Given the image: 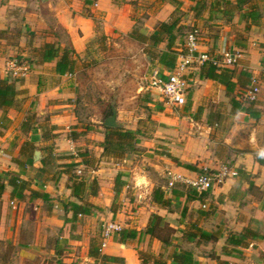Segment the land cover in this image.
Segmentation results:
<instances>
[{
    "label": "crops",
    "instance_id": "0c3cea01",
    "mask_svg": "<svg viewBox=\"0 0 264 264\" xmlns=\"http://www.w3.org/2000/svg\"><path fill=\"white\" fill-rule=\"evenodd\" d=\"M179 1L192 4L190 0ZM178 8L176 4L162 0H0V81L10 79L19 93L11 108L0 109V173L17 175L31 182V189L50 197L49 202L30 198L20 201L12 197L13 189L7 185L0 198V242L16 251L14 264H103L101 259L90 256V248L94 241L101 245L102 238L96 239L98 228L101 225L103 228L110 220L122 224L123 230L138 231L139 235L135 239L126 238L124 242L121 233L114 235L101 250V255L120 260L113 264H142L140 251L156 256L163 251L160 240L141 235L153 214L164 218L175 230L176 245L182 243L191 214L193 223L198 222L206 231L221 233L216 244L202 246L208 251L214 250L219 261L198 256L196 264H264V15L260 26H253L248 36L239 40L235 35L229 37L227 31L230 29L227 28L220 37H215L217 33L206 30L198 46L199 52L219 58L231 50L239 51L238 64L228 69L235 70V82L241 72H248L251 75L248 87L260 88L259 99L251 112H234L230 99L223 96L225 87L212 80H202L201 68L197 67L187 75V103L191 100L194 105L189 116L159 114L155 117L160 123L155 139L151 143L143 142V146L150 147L159 138L164 140L161 144L172 148L170 152L177 164H168L167 170L173 180L192 178L203 167L215 168L223 164H229L239 172L237 177L227 179L207 193L202 201H189L187 191L179 187L168 191L166 186L159 185L160 176L166 172L164 166L157 165H152L150 171L140 166L129 169L133 176L127 174L122 193L117 195L114 183L124 167L115 161L109 163L103 157L105 133L83 129L79 130L83 132L82 136L73 140L63 129L77 126L81 121L75 111L79 93V85L75 82L78 71L69 78L56 73L57 60L44 64L33 62L35 49L46 43H56L62 49H74L79 57L78 66H82L95 54L92 45L100 39L132 38L134 33L151 36L158 26L169 22ZM208 20L213 24V18ZM239 21L241 19L234 23ZM245 25L242 21L241 26ZM60 32L65 34L66 41L62 40ZM13 59L27 63L30 71L19 76L9 74L7 64ZM156 69L167 73L173 70L160 63ZM213 84L218 85L224 109L218 108L220 103L208 105L202 101L203 90ZM198 85L203 87L196 89ZM244 91L237 89V101ZM148 105L155 104L150 102ZM165 107L183 108L166 101ZM192 117L200 128L209 130L194 140L187 134L188 121ZM28 119L32 121L30 126ZM41 121L56 127L53 131L56 144L47 152L41 151V162L36 163L34 152L37 149L29 153L23 148L26 143L38 146L46 142ZM208 122L222 123L215 136L210 133L212 126L201 124ZM128 129L137 130L134 126ZM77 146L84 147L80 151L88 150L91 157L98 159L94 169L81 164L78 170L86 172V167L89 169L88 174H92V180L98 183L99 192L89 199L98 210L73 220V214H66L64 210L65 203L78 202L71 196L68 176L58 173L54 182L43 185L40 173L51 165V156L75 155ZM65 160L58 159V165L69 162L68 158ZM183 165L194 169H186ZM139 172L142 174L134 177ZM159 187L170 199V208H162L153 202V191ZM114 204L118 207H113ZM204 205L212 208L206 216L201 215ZM246 231L249 233L248 246L236 248L228 244L229 233L239 235ZM227 246L234 249L230 255L223 252ZM173 250L175 248H169L167 254Z\"/></svg>",
    "mask_w": 264,
    "mask_h": 264
},
{
    "label": "rangeland",
    "instance_id": "374dc122",
    "mask_svg": "<svg viewBox=\"0 0 264 264\" xmlns=\"http://www.w3.org/2000/svg\"><path fill=\"white\" fill-rule=\"evenodd\" d=\"M162 1L172 2L179 7L169 20V22H179L177 40L173 48V51H176L178 54H172L173 56H177V59L180 54L183 55L187 53V36L195 30L199 31V42L200 38L204 36V31L206 30H211L215 34L217 33L215 37H220V34L225 33L227 28H229L230 30L227 31L229 32L228 36L234 37L235 35V38L238 40L239 38H243L245 35L248 36V34H251L250 32H252L253 26L251 27V30L246 29L247 23L245 26H241L242 21L244 20L241 19L240 13L235 9V0H201L203 2V5L201 4V6H198L196 2H192V4H190L185 1L180 2L179 0ZM254 2L263 18L264 0H254ZM210 17L213 18V24L209 23L208 19ZM238 19H241V21H239V23H234V21H238ZM60 33L62 40L66 41L65 34L63 32ZM167 44L168 43L166 41L158 45H155L150 41H146L144 43L138 40L135 41L130 37H119L112 39L111 41L100 39L97 44H93L92 49L95 54L92 55L89 60H86L82 66H78V73L75 80V82L79 85V93L76 98L77 107L75 111L81 118L80 124L77 126H70L69 129H67V127H64L63 129L67 130L66 134H68L69 138L72 139L74 137L73 133H75V130L79 133L82 132L79 130L83 129H87L88 131L91 130L94 133H105L106 127H104L102 123L109 115H111L110 111L112 110V103L114 102L115 107L118 109V120L123 125L122 128L128 129V127L134 126L140 133L137 136L139 144L136 146L135 152L126 155L125 158H106L109 163L115 161L116 164H120L124 167V170L118 174L121 176V182L126 183L124 178L128 177L127 174H129V177L133 176V174L129 172V169H132L135 166H140L150 171V169H153L152 165H157L164 166V171L166 172L165 175L160 176L161 180L159 185L166 186L168 191H171L176 187L187 191L185 188L187 186L183 184H176L174 187L170 186V182H172L173 179L172 176L169 175L167 166L170 163L177 164L176 160L172 157L173 154L170 152L172 151V148L161 144L164 140L159 138L156 143L152 142L154 143L152 146H143V142L151 143V141L155 139L154 135L160 126L159 121L155 118L156 116L159 114H162V116L177 114L189 116V113L192 111L194 106L192 105L191 100H189L187 105L183 108H166L165 101L160 94H153L149 89L150 76L152 71L159 67V59L162 53L168 51ZM228 53L237 54L239 51L231 50ZM22 64L28 65L27 63ZM197 67H199L197 63L192 64L189 72L194 71V68ZM202 87L203 85H198L196 89H201ZM202 93H204V95L201 96L204 104L209 105L210 103H220L218 108L224 109L222 108L224 104L221 102L222 96H220L218 85L213 84L212 86H207ZM223 96L227 97L231 101V97L227 95V92H225ZM157 99L160 101L159 103H157ZM150 102L155 105L149 106L148 104ZM28 120V122H32L31 119ZM194 121L195 119L193 117L192 119H189L187 126V134L192 137V140L199 138L203 133L209 131H206L204 128H200ZM46 124L49 127H52L51 123L41 121V125ZM201 124L204 126H206L205 124H208L210 127L212 126L213 129L210 130V133L214 136L220 128L219 126L222 125L220 122L217 123V125L213 122ZM51 137H54V135L52 134ZM53 140L54 139L51 138L50 140H46V142H42L38 146L28 145L25 149L29 153H33L35 149L47 152L49 149L55 147L54 145L56 143ZM187 140L189 142L190 139L187 138ZM83 149L84 147L77 146L75 155L60 156V158L59 156H51L52 158L49 157L51 159L50 166L52 167L49 166L46 170H43V172L40 173L42 184H49L50 181L54 182L58 173H64L71 170L65 166V163L58 165V159L59 161H66L65 159L70 157H77L78 159L80 153L83 152L80 150ZM92 158L94 163L88 168L94 169L98 159L94 158V156H92ZM125 159L127 161H124ZM78 160L80 161V159ZM40 162L41 160L36 163ZM88 168L86 167V172H82L81 174L78 173V168H76V170H74V175L86 181L88 185V191L86 193L87 199H90L93 193L90 188L96 187L98 194L99 186L96 181L94 182L92 180L93 175L90 173L88 174ZM138 174H142V172L135 173L134 177ZM139 183L141 184V182ZM115 184L116 180L114 185ZM114 205L115 206L113 207H118L116 204ZM179 209H181V207H179ZM211 209L212 208L207 205L203 211L210 213ZM192 220L193 217L191 214V217H189V221L187 222L188 224L185 225L186 228L188 225L193 224ZM101 227L102 225L98 228L99 232L96 236L97 240L102 238ZM201 252L203 254L216 253L214 250L208 251L204 248L201 249ZM16 256V251L13 248L6 247L4 242H0V264H14Z\"/></svg>",
    "mask_w": 264,
    "mask_h": 264
},
{
    "label": "trees",
    "instance_id": "16d2710c",
    "mask_svg": "<svg viewBox=\"0 0 264 264\" xmlns=\"http://www.w3.org/2000/svg\"><path fill=\"white\" fill-rule=\"evenodd\" d=\"M190 1L196 2L198 6H201V4L203 5L201 0ZM234 6L236 11L240 13L241 19L246 21L247 30H251L252 26L259 25V22L262 19V14L258 10L254 0H235ZM178 23V21L162 23L159 26L157 32L153 35H137V33H134L132 38L144 43L146 41H150L155 45L164 43L166 41L168 43V51L162 53L159 62L161 65L174 69L178 59L177 56H173L172 54H178L176 51H173L175 42L177 40V30L179 28ZM34 52L36 56L33 62L36 64L50 63L57 60L56 73L58 75L64 76L68 74H75L77 71L79 57L76 55L74 49H71L70 47L62 49L61 45L59 44L46 43L41 48L35 49ZM235 75V70L220 68L213 63L208 62L201 67L200 78L202 80H212L223 85L226 89L227 95L231 97L234 112H251V107L253 106L254 102L250 103L245 101L241 96L239 101L236 100L237 89H248L251 75L248 72L243 71L241 72L240 78L237 80V82L234 81ZM18 94L19 93L16 90L15 84L11 82L10 79H2L0 81V109L6 111L8 108H11ZM111 113L112 110L110 111V114ZM27 125L30 126V122H28ZM55 129L56 127H49L47 124L43 125L44 139L50 140L53 138L51 135ZM105 129V140L102 144V148L104 150L103 157L125 158L126 155L136 151V146L139 144V139L137 136L140 134L138 130L133 131L123 128ZM74 132L73 139H78L83 134L77 132V130ZM28 145L29 144L26 143L25 147ZM25 147L23 148L24 150ZM91 158L92 157L88 151H84L78 156V159H81V162H77V157H70L68 158L69 162L65 165L71 169L70 171L64 172V174L69 176V189L72 191L71 196L76 198L79 202H69L64 205L66 214L70 212L73 214V220L79 215L89 216L94 210H98V208L90 203L89 199H87L86 193L88 191V185L86 181L74 175V170H76L79 165H93V158ZM183 166L186 169H194V167L190 165ZM7 185L11 186L13 189L12 197L17 198L20 201H25L27 198H30L31 200L41 199L44 202L50 201V197L47 193H42L31 189V182L25 181L19 176L13 175L11 173H0V198L5 193ZM115 185V193L119 195L125 186V183L121 182L120 175H118L116 178ZM185 188L187 189L189 201H202L207 194L200 195L189 187ZM90 189L93 191L92 196H96V187H92ZM176 194L178 195L181 193ZM152 200L155 204L162 208H170V199L167 198L166 192L160 187L154 189ZM186 211L187 209H185V213ZM208 214L210 213L207 211H202L201 213L202 216H206ZM143 234L150 235L151 237L160 240L163 244V251L159 254V256L140 251L139 258L142 264H169V261L172 262L171 264H196V258L198 256H206L213 260L219 261V257L216 253L203 254L201 249L203 245L210 243L216 244L221 238V233L219 231H206L199 225L198 222L188 225V227L184 230L182 243L180 245H176L174 241L175 230L170 227L164 218L157 214H153L151 216L146 231L142 232L141 235ZM138 235V231L135 230H123L121 232L123 242L126 238L135 239ZM247 237H249L248 231L239 235L229 233L227 242L230 246L241 248L248 246L246 241ZM172 247L175 248V250L167 254L169 248ZM233 251L234 249L230 248L229 246L225 247L223 250L225 254L229 255L232 254ZM100 252L101 245L98 244L97 241H94L90 248L91 257L95 259H101L103 264H113L120 261L118 258L103 256Z\"/></svg>",
    "mask_w": 264,
    "mask_h": 264
},
{
    "label": "built area",
    "instance_id": "2783aa9c",
    "mask_svg": "<svg viewBox=\"0 0 264 264\" xmlns=\"http://www.w3.org/2000/svg\"><path fill=\"white\" fill-rule=\"evenodd\" d=\"M198 34L199 31L195 30L187 36V53L179 55L177 63L171 72H162L160 69L152 71L149 88L158 92L169 105L183 107L187 104L189 91L187 75L192 64L197 63L199 68H201L205 63L211 62L220 68H230L236 66L241 59L240 53H226L223 58H219L209 53L199 52ZM7 70L9 74L19 76L20 74H27L30 67L20 63L17 59H13L8 62ZM67 76L72 78L74 74H68ZM259 94L260 88L255 85H250L241 97L245 101L256 103L259 99ZM82 172V170H78L79 174ZM238 175L239 172L229 164H223L215 168L203 167L192 178H182L179 181L173 180L170 182V186L174 187L176 184H183L195 190L198 194L203 195L220 187L227 179L237 177ZM206 207V205L203 206L204 209ZM122 231V224L113 220L105 222L102 228L101 250L107 246L108 241L114 235L120 234Z\"/></svg>",
    "mask_w": 264,
    "mask_h": 264
},
{
    "label": "water",
    "instance_id": "95a60500",
    "mask_svg": "<svg viewBox=\"0 0 264 264\" xmlns=\"http://www.w3.org/2000/svg\"><path fill=\"white\" fill-rule=\"evenodd\" d=\"M102 125L106 128H122V124L118 120V109L115 107V103H112V113L109 115ZM42 155L40 150H35L34 152V160L39 161L41 160Z\"/></svg>",
    "mask_w": 264,
    "mask_h": 264
}]
</instances>
